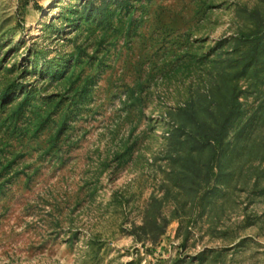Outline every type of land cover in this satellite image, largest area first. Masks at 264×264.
Returning <instances> with one entry per match:
<instances>
[{
	"label": "rangeland",
	"instance_id": "obj_1",
	"mask_svg": "<svg viewBox=\"0 0 264 264\" xmlns=\"http://www.w3.org/2000/svg\"><path fill=\"white\" fill-rule=\"evenodd\" d=\"M0 264H264V0H0Z\"/></svg>",
	"mask_w": 264,
	"mask_h": 264
},
{
	"label": "trees",
	"instance_id": "obj_2",
	"mask_svg": "<svg viewBox=\"0 0 264 264\" xmlns=\"http://www.w3.org/2000/svg\"><path fill=\"white\" fill-rule=\"evenodd\" d=\"M257 46L253 50L254 58L258 55L259 47ZM234 67L235 64H231V68ZM224 76L222 75L220 78ZM223 90L228 91L222 93L221 89L215 95L216 90L207 97L209 100L207 103L194 104L191 102L185 106L182 111L186 118L185 122L177 125L170 134L171 138H175L177 133L181 132L174 144L177 154L184 153V151H189V153L197 151L198 154H211L214 161L230 148L231 141H227L226 137L228 128L235 118V111L238 110V107H235L238 98L233 93V87L225 86ZM201 165L205 166V163H201Z\"/></svg>",
	"mask_w": 264,
	"mask_h": 264
}]
</instances>
